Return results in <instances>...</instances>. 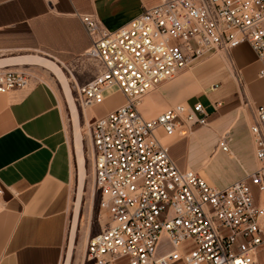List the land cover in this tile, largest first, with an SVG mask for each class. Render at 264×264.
Listing matches in <instances>:
<instances>
[{
  "label": "built area",
  "instance_id": "1",
  "mask_svg": "<svg viewBox=\"0 0 264 264\" xmlns=\"http://www.w3.org/2000/svg\"><path fill=\"white\" fill-rule=\"evenodd\" d=\"M79 18L96 73L76 87L78 105H101L113 92L124 98L88 124L94 184L108 221L87 239L83 262L256 264L264 249V103L251 111L256 167L222 188L178 168L169 155L167 140L178 129L185 126V136L206 124L201 104L190 111L177 104L152 120L140 106L191 61L207 53L227 57L241 44L254 52L264 80V0H159L115 30L94 15ZM29 80L0 69V93ZM216 149L230 155L225 134Z\"/></svg>",
  "mask_w": 264,
  "mask_h": 264
},
{
  "label": "crops",
  "instance_id": "2",
  "mask_svg": "<svg viewBox=\"0 0 264 264\" xmlns=\"http://www.w3.org/2000/svg\"><path fill=\"white\" fill-rule=\"evenodd\" d=\"M158 1L0 0V69L30 75L26 87L0 93V264H65L77 169L75 139L59 93L48 80L32 77L30 69L37 65L12 60L48 58L73 65L78 74H84L88 64L95 75L94 63L85 57L90 38L79 16L94 15L105 29L115 30ZM259 68L249 45L241 44L225 58L207 53L191 61L174 79L143 97L140 113L146 120L177 104L190 111L199 103L207 115L205 125L194 126L185 136L180 134L186 130L183 126L167 140L178 168L217 188L222 187L204 171L217 155L238 163L243 171L238 179L255 169L250 125L252 109L264 103ZM123 102V96L113 92L101 105L89 107L84 118L101 117ZM224 134L230 155L216 149Z\"/></svg>",
  "mask_w": 264,
  "mask_h": 264
},
{
  "label": "rangeland",
  "instance_id": "3",
  "mask_svg": "<svg viewBox=\"0 0 264 264\" xmlns=\"http://www.w3.org/2000/svg\"><path fill=\"white\" fill-rule=\"evenodd\" d=\"M53 63L56 66H58V68L61 70L63 76L66 79V83L68 85L70 92L69 94L71 97V103L75 108V113L72 112V106L67 95H64L66 94L64 92V89L49 70L37 66L31 68L30 71L34 79L48 80L53 84L56 91L59 93L61 97L62 105L67 118L66 119L67 124L74 135L75 146H76L77 136L80 135L81 138L80 141L82 147V154L84 158L85 179L83 186L79 189L80 196L79 199L77 200L79 181H78V175L76 169L74 183H73L72 208L74 214V208L76 205H78V215L76 216V226L75 229L73 230L74 237H73L72 249L70 253L71 255L69 257L68 264H86L83 261H84L87 239L97 234L100 231V229L106 225L108 221V217L105 211L100 210L99 208L101 193L96 189L94 184L93 171H92V150L88 135V124L92 121V119L87 120L84 118V113L89 107L80 108L76 100L77 98L76 87L79 86V84L85 83L88 80H90L94 76V74L91 73L92 66H88V64L85 67L84 74H78L75 72V68L73 65L58 64L54 61ZM73 115L75 116L73 117ZM74 128L77 129L78 131L75 130ZM199 156L205 157L203 154H199ZM246 166L249 171L253 170V167L250 164H247ZM204 171L219 187H224L231 181L238 179L239 177H241L243 173L241 167L238 165L236 161L230 160L227 158V156L222 154L217 155L210 162H208V164L205 165L204 167ZM72 218L73 217H71L67 228V236L64 246L65 256L67 255V251H68V243H69V237L72 227ZM118 264H126V260H121L118 262ZM256 264H264V249L260 251L259 261H257Z\"/></svg>",
  "mask_w": 264,
  "mask_h": 264
},
{
  "label": "bare ground",
  "instance_id": "4",
  "mask_svg": "<svg viewBox=\"0 0 264 264\" xmlns=\"http://www.w3.org/2000/svg\"><path fill=\"white\" fill-rule=\"evenodd\" d=\"M12 61L13 62H19L21 64L27 63V64H31V65H37V66H40V67H43V68L49 70L54 75V77L57 79V81L60 83V85L64 89V92L66 93L64 95H67V97L71 103V97L69 94L70 92H69L68 85L66 83V79L63 76L61 70L58 68V66H56L54 63H52L51 61H49L47 59H43V58H40L37 56H26V57H22V58H18V59L15 58ZM71 106H72V112L75 113V108H74L72 103H71ZM74 116L75 115H73V117ZM74 126H76V125H74ZM75 130H77V129H75ZM80 140H81L80 135H78L77 139H76V146H75L76 147V154H77V158H76L77 159V173H78L77 175H78V181H79L77 200L79 199V196H80V190L79 189L83 186L84 179H85L84 158H83V154H82V147H81V141ZM77 215H78V205H76L74 208V217H73L72 228H71L70 237H69L68 252H67L65 264H68V260H69V257L71 255L70 253H71L72 242H73V237H74L73 230L75 229V226H76V216Z\"/></svg>",
  "mask_w": 264,
  "mask_h": 264
}]
</instances>
